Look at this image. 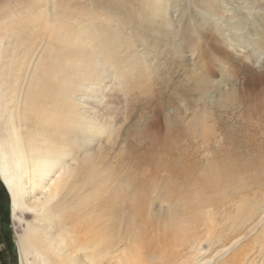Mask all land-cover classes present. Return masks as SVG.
<instances>
[{
  "label": "bare ground",
  "instance_id": "6f19581e",
  "mask_svg": "<svg viewBox=\"0 0 264 264\" xmlns=\"http://www.w3.org/2000/svg\"><path fill=\"white\" fill-rule=\"evenodd\" d=\"M170 1L0 0V182L24 226L19 264H264V145L239 141L255 124L230 134L217 120L207 88L223 83L211 68L192 70L200 105L187 102L178 122L162 120L170 136L163 149L156 135L131 154L124 135L116 150L115 100L129 105L135 91L154 94L150 83L164 82L163 72L148 73L160 70ZM220 2L201 1L207 16L223 17ZM146 26L155 40L134 36ZM240 26L200 28L210 27L216 56L238 47L231 56L253 85L264 74L255 68L264 27L259 44L254 29L242 36ZM181 44L172 45L180 55ZM244 111L258 121L264 114ZM255 231L254 251L245 239Z\"/></svg>",
  "mask_w": 264,
  "mask_h": 264
},
{
  "label": "rangeland",
  "instance_id": "374dc122",
  "mask_svg": "<svg viewBox=\"0 0 264 264\" xmlns=\"http://www.w3.org/2000/svg\"><path fill=\"white\" fill-rule=\"evenodd\" d=\"M81 1L83 0H72L73 3H79ZM201 1L202 0L170 1L169 10H171V14L168 16L167 22L169 25H171V28L166 29L169 36L163 39L165 41H162L163 43L167 42V44L159 47V51L156 53L157 56H160V62L158 64L160 70L158 73H148L149 77L151 76L152 78L153 76L157 75L156 78L159 79V76L163 72V76L165 77L164 82H159L158 84L156 81L157 79L154 80L155 78L153 77L154 82L152 84L150 83L149 87L152 89L151 91L154 94H151L150 91H148V88H146L147 93H145L144 97L139 96V94L135 91L134 94H137V97L133 98L129 105L125 104L122 99L115 100L118 102L119 108L117 105H115L116 108H114L115 110L113 112L117 113L116 115H118L119 119L118 122L122 124V127H119L120 138L118 143L119 145L116 147V150L119 147H122L120 142L122 138H124V135L125 137H128V146L125 147L126 150H129L130 148V153L134 152V154H137L141 151H145V148L152 142L151 138H156V135L158 136L157 138H161L158 148L159 150L160 147L163 149L167 143V139L168 141L170 140V136L168 137V134L166 133V138L164 135L166 132L164 131L166 127L165 122L162 120L167 119L178 122L180 121L181 117L178 112L181 113V109L187 104V102L191 103V105H195L196 103L200 105V102L197 101L199 93L197 92V86L194 81V72H192V70L196 69L199 64H204V67L211 68L210 70L213 72L210 73L211 75L208 74L209 77L217 81L218 84L223 83L222 85L209 87L207 89L211 92L208 102L213 101L215 103L213 108L216 112L214 111V113L216 116H218L217 120L223 124L224 129H226L230 134H235L239 133L240 129L245 128V124L247 125V122L253 123L255 124V128H258L255 129L247 125L246 134L240 135L239 141L242 146L245 144L243 147L248 146L252 141L253 143L255 142V146H257V144L264 145V114H262L261 120L258 121L257 119L259 117L257 119H251V114H247V112L244 111L248 108L252 110L257 109L259 111L264 110V74L261 75L263 78L255 76V84L249 85L247 82L248 78L246 71L242 68L240 69L238 67V62H236L232 58L233 56H231L236 55L235 53L239 49H234L238 47H227L224 54H227L228 56H216V52H214V49L210 50L208 46V39L205 38L206 34H211V31H209L210 27H205L203 29L200 28L201 24L205 23L211 25H222L223 22H230L231 26H237L241 24L240 28L243 32L242 36L245 34L250 35L251 30L254 29L255 32L252 36L251 42L254 39H258L259 44H261L262 37L257 36V31L263 32L264 22L261 21L260 18H264V0H219L221 2L217 5L220 6L221 13L223 12L222 18H213L210 15L207 16L204 10L205 7L202 5ZM239 13L243 15L241 20L238 17ZM146 27L139 28V31L134 33V36L142 34L152 40H155L153 37L154 34L157 33V30L149 32L148 27ZM200 29L202 32H200ZM214 36L216 39L223 38L215 34ZM174 41L182 43V55L178 54L173 49L172 45ZM140 51H142V48H140ZM205 52H207L209 56H202V54ZM143 55L152 56L153 53ZM260 59V64L255 62V68H261L264 73V56H261ZM169 70H171L173 75L169 76ZM188 76H191L192 81L189 80ZM190 82H192V84ZM177 92L179 95L176 96L175 94ZM188 92H190L188 98L181 97L185 94H188ZM160 94H163L162 98L159 96ZM156 95L157 97L155 101L151 103V97L153 100V97ZM229 96H231V98H235V101L229 102ZM119 97H121V95ZM243 99L246 100L245 105L242 104V106H239ZM236 101H240L238 104L239 108L235 106ZM163 103L167 104L161 107L157 106L158 104ZM124 107L126 110L129 108V112L132 113H128L129 117L126 116L125 113L121 115L120 112L122 111H118ZM143 118L145 119V124L142 122ZM137 130L139 132H137ZM256 130L258 131L259 135H257ZM135 132H137L138 135ZM135 134L137 136H134ZM163 136L166 140L165 143L163 142ZM252 147L253 146L248 148ZM248 148L246 147L244 149L247 150ZM128 150L126 152H128ZM127 156H129V153ZM111 159L113 160V156H111ZM257 165H264V157L262 160H260V164ZM26 218L27 220H31L30 216H26ZM262 218H264V215ZM0 224V228H2L4 232V240H6L5 242L8 244L5 245L6 243L2 241V234V236H0V264H19L20 256L16 244V234L23 233L24 226H20L13 221L10 210V200L1 182ZM261 227L262 224L257 227L256 231H258ZM256 231L245 239V244L248 245L247 247L253 248L254 251ZM2 246L8 247V253H5L6 249L1 251Z\"/></svg>",
  "mask_w": 264,
  "mask_h": 264
},
{
  "label": "flooded vegetation",
  "instance_id": "af4514ba",
  "mask_svg": "<svg viewBox=\"0 0 264 264\" xmlns=\"http://www.w3.org/2000/svg\"><path fill=\"white\" fill-rule=\"evenodd\" d=\"M0 225H1V224H0ZM2 234H3V239H2V241L5 242L6 240H4V232H3V229L0 228V236H2ZM5 243H6V242H5ZM2 245H3V244H2ZM5 245H8V244L6 243ZM7 248H8V247H4V246H2V247H1V251H4V250L6 249L5 253H8V252H7Z\"/></svg>",
  "mask_w": 264,
  "mask_h": 264
}]
</instances>
